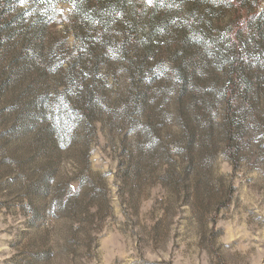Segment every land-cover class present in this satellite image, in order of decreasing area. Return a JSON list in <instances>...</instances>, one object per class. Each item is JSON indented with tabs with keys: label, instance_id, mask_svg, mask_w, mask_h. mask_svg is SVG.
I'll return each instance as SVG.
<instances>
[{
	"label": "rangeland",
	"instance_id": "rangeland-1",
	"mask_svg": "<svg viewBox=\"0 0 264 264\" xmlns=\"http://www.w3.org/2000/svg\"><path fill=\"white\" fill-rule=\"evenodd\" d=\"M33 1L0 0V264H264V0Z\"/></svg>",
	"mask_w": 264,
	"mask_h": 264
},
{
	"label": "trees",
	"instance_id": "trees-1",
	"mask_svg": "<svg viewBox=\"0 0 264 264\" xmlns=\"http://www.w3.org/2000/svg\"><path fill=\"white\" fill-rule=\"evenodd\" d=\"M2 1H5L6 4H12L13 0H2ZM43 2H48V1H56L59 2V1H63V0H42ZM66 1H74V3H79L80 0H66ZM87 1H90V0H87ZM109 6H108V9L110 10V6H112L114 4V2L116 0H109ZM162 0H152V3L153 5L156 7L160 4ZM165 2H167L168 4H172L173 6H179V1L180 0H164ZM200 2L202 1L206 6H209V7H213V6H225V7H234L236 4H242L241 0H199ZM261 0H252V3L253 5L257 2V5L255 6V8H259L261 6ZM40 0H34L33 3L37 4L39 3ZM121 2V4L123 6H125L126 3L130 2V0H119V3ZM117 3V1H116ZM259 16V17H258ZM262 16H264V11L260 14V12H256V13H252L250 15V18L248 17L247 19V23H246V27L245 28H248V26L250 25L249 23H251L253 21V24H254V29L257 28L258 31H261L262 30V37H264V25L260 22V20L262 19ZM235 44H236V49L238 50L239 47L238 45H241L240 43V40L239 38L237 37V39H235ZM237 61L238 59H240V55H239V52L237 51ZM237 72V71H235ZM238 74V73H237ZM235 75L238 76V75ZM236 81V79H234V82ZM234 87L232 86L231 89H229L227 91V94H226V98H227V101H231V98L233 97L234 95Z\"/></svg>",
	"mask_w": 264,
	"mask_h": 264
},
{
	"label": "snow or ice",
	"instance_id": "snow-or-ice-1",
	"mask_svg": "<svg viewBox=\"0 0 264 264\" xmlns=\"http://www.w3.org/2000/svg\"><path fill=\"white\" fill-rule=\"evenodd\" d=\"M147 2H148L149 4H151V3H152V0H147Z\"/></svg>",
	"mask_w": 264,
	"mask_h": 264
}]
</instances>
